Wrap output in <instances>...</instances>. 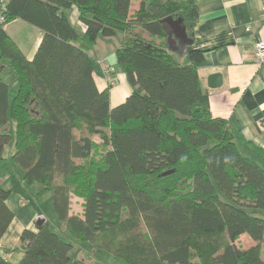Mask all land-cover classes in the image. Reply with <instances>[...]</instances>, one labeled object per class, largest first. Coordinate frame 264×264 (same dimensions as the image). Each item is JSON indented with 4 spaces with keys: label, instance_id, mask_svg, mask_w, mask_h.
<instances>
[{
    "label": "trees",
    "instance_id": "obj_1",
    "mask_svg": "<svg viewBox=\"0 0 264 264\" xmlns=\"http://www.w3.org/2000/svg\"><path fill=\"white\" fill-rule=\"evenodd\" d=\"M134 6L0 0V163L11 146L25 184L38 187V201L51 194L69 234L48 219L24 229L19 264H101L80 257V244L127 264H264V148L245 154L242 133L212 115L203 51L169 49L164 19L180 18L193 40L198 1ZM73 7L84 32L70 21ZM16 19L43 33L31 60L6 30ZM119 33L114 61L132 92L112 106V84L99 89L90 50ZM11 191L0 182V239L14 218ZM0 264L12 263L0 255Z\"/></svg>",
    "mask_w": 264,
    "mask_h": 264
},
{
    "label": "crops",
    "instance_id": "obj_2",
    "mask_svg": "<svg viewBox=\"0 0 264 264\" xmlns=\"http://www.w3.org/2000/svg\"><path fill=\"white\" fill-rule=\"evenodd\" d=\"M197 1L199 19L192 30L193 44L185 53L190 50L203 51L204 60L199 66V76L203 89L209 95L211 113L214 117L227 119L234 133H242L243 139H237L239 148L245 154L256 157L253 146L264 148V63H257L254 54L255 43L264 38L262 0ZM134 3L136 9L139 0H134ZM69 18L79 31H85L77 8L71 9ZM250 25L252 28L247 31ZM6 30L26 57L33 59L42 40V31L21 19L10 22ZM122 38L121 33L112 37L100 36L90 50L93 59H105L108 63V70L99 66L96 80L100 90L108 85L109 77L114 80L112 106L123 103L132 92L123 70L114 61ZM185 53L184 57H187L188 53ZM213 73L222 74V86L209 87V76ZM119 77L122 84L116 85ZM13 86L16 87V83ZM9 149L5 151V161L0 163V182L12 190L6 203L13 211L14 218L0 239V255L12 264H19L24 255L20 244L23 230H36L37 222L41 218H48L42 213L41 206L37 205L41 202V199L38 201L35 198L38 187L25 184L23 170L12 162L13 151L11 147ZM77 200L73 199L78 207L76 209L73 204V210L80 212L81 199ZM79 253L80 257L84 255L94 260L96 251Z\"/></svg>",
    "mask_w": 264,
    "mask_h": 264
},
{
    "label": "rangeland",
    "instance_id": "obj_3",
    "mask_svg": "<svg viewBox=\"0 0 264 264\" xmlns=\"http://www.w3.org/2000/svg\"><path fill=\"white\" fill-rule=\"evenodd\" d=\"M100 60V59H99ZM97 59H94L95 64L98 65V61ZM97 73V71H96ZM125 74V73H124ZM126 76V74H125ZM127 78V77H126ZM122 84V80L119 77L116 81V85L118 84ZM127 84H129L128 79H127ZM130 85V84H129ZM9 147L11 146H7L4 150V155H5V151L6 149H9ZM10 151V149H9ZM77 197H74V199ZM80 199V198H78ZM38 206H41L42 208V213L46 215V217L48 218V220L51 222V224L53 225V227L55 228V226H57L59 228L60 232H64L66 235L69 236L68 232L64 230L63 226L60 224L59 220H58V216L53 208L52 205V201H51V194H46L45 196L42 197L41 202H39V204H37ZM74 207L77 209V203H75ZM239 245L242 247H249L251 244V241L243 236L239 241H238ZM81 248L83 249H87V251L90 250L91 245L89 244H80ZM89 247V250L88 248ZM82 250V249H81ZM83 251V250H82ZM94 260H98L101 264H127L126 261H124L123 259H119V258H115L110 252L104 250V249H97L96 253L94 254Z\"/></svg>",
    "mask_w": 264,
    "mask_h": 264
},
{
    "label": "water",
    "instance_id": "obj_4",
    "mask_svg": "<svg viewBox=\"0 0 264 264\" xmlns=\"http://www.w3.org/2000/svg\"><path fill=\"white\" fill-rule=\"evenodd\" d=\"M164 21L168 23L170 27V31L168 32L169 49L183 55L193 44V40L189 37L186 27L183 25L180 18L175 19L170 16L164 19ZM222 84L223 76L221 73H213L209 76L208 85L210 88H217L222 86ZM165 174L166 173H164V175ZM44 221L45 219L41 218L37 222V226H40Z\"/></svg>",
    "mask_w": 264,
    "mask_h": 264
},
{
    "label": "built area",
    "instance_id": "obj_5",
    "mask_svg": "<svg viewBox=\"0 0 264 264\" xmlns=\"http://www.w3.org/2000/svg\"><path fill=\"white\" fill-rule=\"evenodd\" d=\"M261 15L264 18V0H262V4H261ZM3 20H4V16L0 14V21ZM251 28H252L251 25L248 26L247 31H250ZM254 51H255L254 54L257 63H264V38H261L255 43ZM98 62L102 69L108 70V64L106 63L105 59H100ZM108 82L114 85V80L111 77H109Z\"/></svg>",
    "mask_w": 264,
    "mask_h": 264
}]
</instances>
